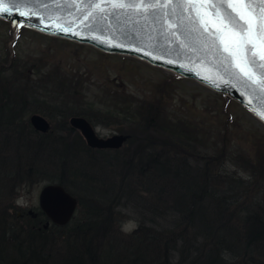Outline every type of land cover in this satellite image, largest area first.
<instances>
[{
	"label": "trees",
	"instance_id": "trees-1",
	"mask_svg": "<svg viewBox=\"0 0 264 264\" xmlns=\"http://www.w3.org/2000/svg\"><path fill=\"white\" fill-rule=\"evenodd\" d=\"M3 74L0 64V264H264L263 137L254 138L253 156L233 154L225 134L211 150L195 124L167 115L165 99L126 95L99 108L81 104L82 95L70 100L78 92L70 81L62 85L70 95L56 103L27 99L30 87L14 89ZM29 112L60 116V132L35 130ZM71 116L127 139L118 149L91 148ZM40 182L78 199L66 225L44 229L38 207L36 217L17 214V191ZM125 207L139 215L131 232L121 229Z\"/></svg>",
	"mask_w": 264,
	"mask_h": 264
},
{
	"label": "water",
	"instance_id": "water-1",
	"mask_svg": "<svg viewBox=\"0 0 264 264\" xmlns=\"http://www.w3.org/2000/svg\"><path fill=\"white\" fill-rule=\"evenodd\" d=\"M142 2L144 0H0V19L42 34L91 45L103 52L135 57L193 79L214 92L234 99L264 123V83H261L264 76L249 66L253 75L247 77L234 61L220 62L224 55H228L223 49L225 40L230 42L231 37L221 28L214 14H210L209 6L214 0H185L183 9L176 8L177 16L170 15L166 22L160 23L155 22L151 10L136 7ZM224 2L238 6L248 0ZM118 3H129L131 6L114 8ZM159 3L166 4L171 11L178 0H159ZM253 4L264 8V0H253ZM5 6L9 11H3ZM157 11L160 9L157 8ZM181 11L196 21L194 35L183 30H175V36L171 35L173 29L168 25L179 23ZM165 28L168 30L165 31ZM208 33H219L221 38L214 39ZM217 52L221 54L219 57ZM29 120L37 131L45 133L50 129L49 121L41 114L33 113ZM69 123L80 130L87 145L92 148L118 149L127 139L122 133L99 136L82 116L70 117ZM38 204L48 217L43 224V228H47L50 222L67 224L77 208V198L61 184L47 183L40 189ZM28 213L34 217L37 215L33 210H28Z\"/></svg>",
	"mask_w": 264,
	"mask_h": 264
},
{
	"label": "rangeland",
	"instance_id": "rangeland-1",
	"mask_svg": "<svg viewBox=\"0 0 264 264\" xmlns=\"http://www.w3.org/2000/svg\"><path fill=\"white\" fill-rule=\"evenodd\" d=\"M0 64L4 67L6 83L14 89L25 83L30 87L26 91L27 99L35 96L56 103L54 96L65 98L70 95L62 89L63 82L69 84L70 81L71 88L78 91L75 96L70 95V100L82 95L81 104L89 101L99 108L112 109L114 103L124 102L126 95L135 101L165 99L167 115L195 124L211 150L221 143L225 134L233 154L253 156L254 138H264V124L241 104L193 79L135 57L106 53L87 44L41 34L27 27L19 28L1 19ZM163 81L170 85L161 84ZM167 90L171 97L165 94ZM31 114L33 112L27 114L28 120ZM44 117L50 123L49 130L59 133L60 116ZM94 128L101 137L119 133L112 126L96 125ZM226 165L228 169L246 175L233 161L229 160ZM42 185L44 182L31 187L22 185L17 191L12 202L18 215L32 216L28 210L36 211ZM121 210L126 215L121 229L131 232L138 226L139 215L130 208Z\"/></svg>",
	"mask_w": 264,
	"mask_h": 264
},
{
	"label": "snow or ice",
	"instance_id": "snow-or-ice-1",
	"mask_svg": "<svg viewBox=\"0 0 264 264\" xmlns=\"http://www.w3.org/2000/svg\"><path fill=\"white\" fill-rule=\"evenodd\" d=\"M131 6L129 3L115 4L114 8H126ZM136 7L145 10H151L155 22H166V18L177 16L176 8L183 9L185 7V0H178L176 7L168 10V6L164 3H159V0H144V2L137 4ZM194 7V5H190ZM210 14H214L220 22L221 28L226 30L231 37L230 42L225 40L224 55L220 60L234 61L235 66L247 77H251L253 73L250 72L249 66L256 68L262 76H264V8L254 6L253 0H248L247 3L240 2L239 5H229L224 0H214L209 6ZM157 8L160 11H157ZM260 9L257 11V9ZM242 9V11H241ZM7 12V6L3 8ZM179 23L168 25V28L173 29L172 36H175V30H183L189 35H194L196 28L194 27L196 21L190 16H185L183 11L178 16ZM187 21V23H186ZM164 28V24L161 25ZM168 29L165 28V31ZM205 32L207 30L205 29ZM214 39L221 38L219 33H208ZM221 54L217 52L219 57ZM264 83V80L261 81Z\"/></svg>",
	"mask_w": 264,
	"mask_h": 264
},
{
	"label": "bare ground",
	"instance_id": "bare-ground-1",
	"mask_svg": "<svg viewBox=\"0 0 264 264\" xmlns=\"http://www.w3.org/2000/svg\"><path fill=\"white\" fill-rule=\"evenodd\" d=\"M67 190V189H66ZM68 191V190H67ZM69 192V191H68ZM70 194H72L71 192H69ZM73 195V194H72ZM74 196V195H73ZM75 197V196H74Z\"/></svg>",
	"mask_w": 264,
	"mask_h": 264
}]
</instances>
